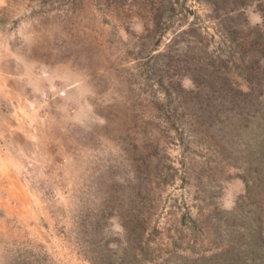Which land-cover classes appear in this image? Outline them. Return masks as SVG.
<instances>
[{"label":"rangeland","instance_id":"rangeland-1","mask_svg":"<svg viewBox=\"0 0 264 264\" xmlns=\"http://www.w3.org/2000/svg\"><path fill=\"white\" fill-rule=\"evenodd\" d=\"M0 264H264V0H0Z\"/></svg>","mask_w":264,"mask_h":264}]
</instances>
